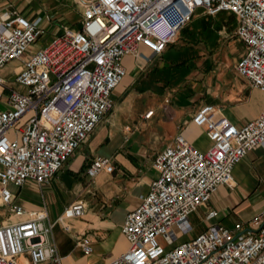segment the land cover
<instances>
[{"label": "built area", "instance_id": "2783aa9c", "mask_svg": "<svg viewBox=\"0 0 264 264\" xmlns=\"http://www.w3.org/2000/svg\"><path fill=\"white\" fill-rule=\"evenodd\" d=\"M67 1L81 8L80 26H61L36 47L46 34L41 18L16 8L0 12V69L12 60L21 63L13 82L0 76V199L15 216L25 210L12 203L8 186L49 183L112 109V92L126 74L123 57L147 61L141 44L162 53L198 9L207 16L221 11L235 16L234 34L245 45L235 72L264 96V0ZM191 121L204 129L211 145L200 150L179 132L155 156L158 176L121 227L128 248L101 264H264V209L247 223L231 228L211 223L181 240L193 229L190 215L231 180L233 167L248 152L264 147V106L242 126L212 104L201 105ZM112 170L109 157L96 156L86 173L94 178ZM84 211V203L74 201L57 221ZM29 215L0 224V264H62L49 239L56 221L45 223L44 211ZM216 216L210 209L205 218ZM77 244L84 254L92 252L88 238Z\"/></svg>", "mask_w": 264, "mask_h": 264}, {"label": "crops", "instance_id": "0c3cea01", "mask_svg": "<svg viewBox=\"0 0 264 264\" xmlns=\"http://www.w3.org/2000/svg\"><path fill=\"white\" fill-rule=\"evenodd\" d=\"M35 2L0 0V12L16 8L28 18H41V27L45 31L49 29L51 36L61 26H80L81 8L71 1ZM48 13L51 18L43 19ZM219 13L226 16L222 23L214 20ZM219 13L207 16L196 10L176 42L160 54H153L141 44L139 52L148 58L147 61L140 56L123 57L126 74L112 92V109L49 183L39 185L26 181L20 187L8 186L13 195L12 203L21 206L25 214L15 216L0 199V224L27 219L33 211H44L45 223L56 221L49 239L56 245L62 264H98L95 260L100 259L103 263L127 250L128 242L121 227L126 214L140 204L141 197L158 176L153 167L155 156L179 132L200 150L211 145L204 129L191 121L197 109L203 104H212L234 125L242 126L256 118L264 106L262 92L232 73L245 45L234 34L235 16L227 11ZM57 22L59 25H52ZM203 28L216 31L221 52L217 51L216 55L218 60L222 57L218 63L223 65L218 73V91L212 93L208 88L199 92L198 82H195L204 79L212 66L210 57L192 41ZM36 46H39L38 42ZM183 65L198 68L201 76L197 73L189 78L186 89H169L170 82L177 76L175 69ZM227 71L230 77L226 76ZM150 110L152 114L145 117ZM96 156L109 157L113 170L101 171L91 178L86 169ZM74 201L84 203V214L79 218L57 221L64 208ZM210 209L216 210L217 216L207 220L206 213ZM263 209L264 147L258 146L233 167L231 180L218 186L209 201L190 215L193 229L182 238L194 237L211 223L228 228L235 222L247 223ZM64 224L70 226L69 231L64 229ZM83 237L91 242L89 255L84 254L77 244Z\"/></svg>", "mask_w": 264, "mask_h": 264}, {"label": "rangeland", "instance_id": "374dc122", "mask_svg": "<svg viewBox=\"0 0 264 264\" xmlns=\"http://www.w3.org/2000/svg\"><path fill=\"white\" fill-rule=\"evenodd\" d=\"M37 4H39V0H36ZM70 3V2H69ZM70 7H72V5H70ZM31 8V6H30ZM46 9H49L50 8L48 6H46ZM225 13H219L217 14V16H215V21H217L218 23H222V21L225 20L226 16L224 15ZM48 15L50 16L51 18V13H48ZM212 20V19H211ZM213 21H211L212 23ZM52 25H59V23H52ZM75 27H77V24H75ZM78 28V27H77ZM50 31L49 29L46 30V34L44 36H42L41 38L38 39V43L39 45H41L42 43L48 41L50 38H51V35H50ZM217 35H216V31L214 29H201V31H199V33H196L195 34V38L192 39V41L196 44L199 45L200 48H202L205 52V54L210 57V61L212 63V66L211 68L208 70V72L205 73V76H204V79H198L196 80L195 82L198 84L196 85L198 88H199V92H202L204 91L205 89H209L210 92H215V90L218 91V86H219V83H218V73L221 71V69L223 68L222 66V63L220 64L219 66V61L221 62L222 61V57L218 60V56L216 55L217 51L218 50V45H217ZM221 52L219 51V54ZM216 55V56H215ZM221 56V55H220ZM195 62V61H193ZM219 66V68H218ZM21 67V63L17 60H12L10 62H8L3 68L0 69V76L4 79H6L7 81L9 82H13L14 80V77L16 76L17 72L19 71ZM176 71V78H173V80L170 82V85L168 86L169 89H178V88H181V89H186L184 88L185 85H188V79L189 78H192V76L194 74H197L199 76H201V73L197 72L198 71V68H193L192 66H181L179 69H175ZM232 73L239 77L234 69L232 71ZM226 76L227 77H230V72H226ZM172 87V88H171ZM189 87V86H188ZM113 98V97H112ZM189 238V237H188ZM183 238H181L182 240ZM100 259V258H98ZM96 263H102L101 262V259L100 260H95Z\"/></svg>", "mask_w": 264, "mask_h": 264}]
</instances>
